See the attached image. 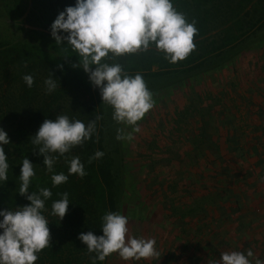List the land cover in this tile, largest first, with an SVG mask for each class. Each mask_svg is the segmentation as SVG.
<instances>
[{"label":"rangeland","instance_id":"1","mask_svg":"<svg viewBox=\"0 0 264 264\" xmlns=\"http://www.w3.org/2000/svg\"><path fill=\"white\" fill-rule=\"evenodd\" d=\"M4 2L0 0V37L17 36L22 42L31 27L24 18L8 20ZM256 30L237 46L233 40L240 33L235 27L213 34L203 45L225 48L224 55L212 58L197 73L191 71L180 77L181 83L178 77L172 78L170 87L167 78L146 83H152L147 87L155 103L138 122L140 130L133 133L132 140L116 139L117 129L125 126L112 119V107L102 102L99 88L92 85L96 104L107 117L102 128L106 147L119 148L110 169L119 201L117 213L128 217L129 235L154 239L159 252L157 258L139 261H124L113 253L107 264H212V257L219 259L221 247L217 243L208 245L212 232L206 208L210 204L219 209L221 196L212 193L204 181L207 169L221 174L223 163L242 164L245 155L238 153L235 157V153L247 139L255 137L254 130L264 128V22ZM199 50L198 45L192 51ZM222 66H226L224 70ZM84 76L90 81L87 73ZM225 83L229 90L224 92L228 94L224 105L214 94L219 93L216 84ZM237 114L248 116L238 119ZM236 173L240 175L233 177L241 181L252 175L250 171ZM195 221L201 224H193ZM228 228L215 240H222ZM177 240L181 254L174 251Z\"/></svg>","mask_w":264,"mask_h":264},{"label":"trees","instance_id":"2","mask_svg":"<svg viewBox=\"0 0 264 264\" xmlns=\"http://www.w3.org/2000/svg\"><path fill=\"white\" fill-rule=\"evenodd\" d=\"M74 4L75 0H5L3 5L8 20L24 18L31 29L22 42L17 36L0 37V126L7 131L11 140L5 146L9 170L8 180L0 182V209L15 210L18 205L30 203L18 193L20 162L28 157L36 163V176L29 191L48 187L53 193L46 202L47 211L44 213L49 220L51 244L38 254L35 264H92L91 257L95 254L87 251L86 245L77 238L78 234L87 231L102 234L101 217L109 211L118 212L119 208L115 181L110 171L115 164L114 153H118L119 148L106 147L102 128L106 127L107 117L101 105L96 104L93 86L84 76L86 73L82 68L72 67L79 61L76 52L70 45H56L50 35V25L58 13ZM173 4L186 15L189 22L195 19L198 32L194 36V43L199 45V51H191L185 59L176 63H170L154 47L123 56L109 53L104 62L121 64L129 75L150 71L154 64H159L168 70L151 72L149 77L167 76V79H174L180 74L184 76L195 69L199 70L212 58L224 55L225 48L203 45L213 34L225 33L235 27L240 33L233 40L237 46L264 22V0H173ZM202 49L204 52L198 55ZM157 57L162 59L157 61ZM59 65H63V68ZM52 72L57 88L47 93L44 80ZM25 74L34 77L31 88L22 79ZM56 114H67L70 118L85 122L95 116L101 119L97 121V134L71 150V155L79 156L84 163L87 175L83 178L71 175L66 183L53 187L51 173L43 167V156L33 150L30 137L45 119H55ZM98 150L104 155L89 162V157ZM67 168L65 159L58 158L54 171L67 174ZM65 191L69 193L71 202L60 221L59 217L50 215L51 203L59 199L58 193ZM108 260L109 257L96 264H107Z\"/></svg>","mask_w":264,"mask_h":264},{"label":"clouds","instance_id":"3","mask_svg":"<svg viewBox=\"0 0 264 264\" xmlns=\"http://www.w3.org/2000/svg\"><path fill=\"white\" fill-rule=\"evenodd\" d=\"M195 24V19L189 22L174 7L173 0H75L74 5L58 13L50 25V35L56 45L71 46L79 57L72 67L82 68L88 74L92 85L99 88L102 102L112 107V119L130 129L118 128L116 139L132 140L133 133L140 130L138 122L154 107L153 93L140 73L129 75L121 64H109L104 58L109 53L123 56L154 47L170 63H176L196 47ZM54 77L52 72L44 80L47 93L57 88ZM22 79L27 87L33 86V75L25 74ZM100 119L95 116L85 122L67 114H56L55 119H45L30 137L33 150L43 156V167L51 173L53 187L66 183L71 175L81 178L87 175L84 163L79 156H72L71 150L97 134ZM10 143L7 131L0 126V182L8 180L9 156L5 146ZM103 155L98 150L89 157V162ZM60 157L68 165L67 174L54 171ZM20 164L18 193L30 203L18 205L15 210L0 209V264H35L38 254L51 244L49 220L44 213L53 193L48 187L30 192L36 163L26 157ZM57 195L59 199L52 201L50 215L62 221L71 201L66 191ZM101 221L102 234L87 231L77 237L89 253L95 254L91 257L92 264L105 261L113 253L124 261L159 257L154 239L128 234L127 216L109 211ZM212 264H264V259L249 248L221 252Z\"/></svg>","mask_w":264,"mask_h":264},{"label":"crops","instance_id":"4","mask_svg":"<svg viewBox=\"0 0 264 264\" xmlns=\"http://www.w3.org/2000/svg\"><path fill=\"white\" fill-rule=\"evenodd\" d=\"M160 54L163 53L159 52V55ZM156 59L157 61H159L162 58L157 57ZM154 66L156 67L153 68ZM153 67L150 71H143L144 73L134 72V74L131 75L140 73L145 82L149 83L157 80L156 77H149V73L151 74V72H156L158 70H168L164 66H159V64H154ZM223 70L221 72H223ZM193 72L197 73V69H195ZM180 75V77H182L183 74ZM161 77L164 78L165 81V78L167 76ZM180 77H178L177 81L179 83H181ZM190 78L191 77H189L188 80H190ZM168 81L169 87L174 84L172 78ZM226 83L225 86H222V84H216V86L220 88L219 93L215 92L214 94L220 96L221 104L224 105L228 101L227 98L226 100H224L225 97H228V94L224 92H228L229 90ZM151 84L152 83L147 84V86ZM185 87L186 86H183L181 90H183V88ZM251 105L252 104H250V106ZM252 106L254 107V105ZM251 109L254 110V108ZM246 116L248 115L245 114L244 116L242 114H237L235 117H237L238 119H243ZM253 118H255V116ZM253 133L255 137L251 140L252 142L247 139L245 144L241 145L238 152L235 153V157H239L238 153H243L245 155L246 161L244 160L242 164H240V162L235 163L234 161L231 162L229 166H226V164L223 163L222 167L220 168L222 171L221 174L215 173L213 169H207L206 176L208 177V180L206 177V181H204L206 184L204 185H206L207 187L211 186V192L215 194H218L219 192L221 196V204L219 206V209L210 204H208V207L206 208V214L208 215L207 223L210 225V232H212L211 237L208 240V245L211 246V244L217 243L219 245V248L221 247V252L229 251L231 247H236V249H230V251H245L251 248L257 257L264 259V180H261V177H264V128H262L261 130H254ZM211 164L212 163H210L208 166H210ZM227 167H229L230 169L228 170ZM231 167H234L236 169L233 170L231 169ZM239 170L243 172L250 171L252 175L248 176L246 180L241 181L238 177H233L235 174L240 175L239 173H236ZM224 173H226V176L224 175ZM232 220L235 221L233 226L231 227L230 224ZM210 221L211 224L209 223ZM193 224L201 223H199V221H195V223ZM194 227L198 228L197 225H194ZM227 227H229V230H227L225 237L222 240L217 239L216 241L215 237L220 236V234L222 236ZM236 228L237 232L233 233L232 229ZM177 243L178 240L175 241L174 244L175 254H181L179 245ZM184 243L186 244V242ZM195 246H197V243L194 244V247ZM211 260L215 261L217 260V258L212 257Z\"/></svg>","mask_w":264,"mask_h":264}]
</instances>
